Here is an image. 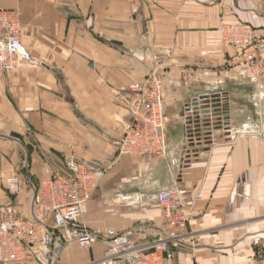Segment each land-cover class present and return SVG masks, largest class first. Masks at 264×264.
<instances>
[{
    "label": "crops",
    "instance_id": "crops-1",
    "mask_svg": "<svg viewBox=\"0 0 264 264\" xmlns=\"http://www.w3.org/2000/svg\"><path fill=\"white\" fill-rule=\"evenodd\" d=\"M0 7L20 13L22 43L41 61L0 71V204L6 177L23 167L15 204L24 217L52 224L31 178L51 175L43 153L59 168L74 155L110 168L84 217L91 228L142 224L157 234L159 192L178 187L198 243L193 254L176 249L166 264H264V81L234 63L220 33L235 22L264 28L263 0H0ZM159 49H171L160 74L168 157L118 156L129 118L121 95L151 71ZM216 96L220 125L201 109ZM150 234L139 232V242ZM104 254L99 243H73L61 263L95 264Z\"/></svg>",
    "mask_w": 264,
    "mask_h": 264
},
{
    "label": "built area",
    "instance_id": "built-area-1",
    "mask_svg": "<svg viewBox=\"0 0 264 264\" xmlns=\"http://www.w3.org/2000/svg\"><path fill=\"white\" fill-rule=\"evenodd\" d=\"M221 30L225 45L235 50L250 77L264 80V28L236 22ZM21 33L20 13L0 7V71L41 64L23 45ZM159 55H153L156 65L150 74L129 84L121 95L129 118L117 142L119 155L167 158V120L157 71L162 66ZM65 167L66 176L44 180L42 191L35 196L41 208L52 214V224L38 216L24 217L12 203L0 207V264H62L70 244L91 248L100 242L107 245V250L96 264H166L173 260L177 248L195 238L190 230L193 215L178 187L160 191L164 229L151 241L141 243L137 239L138 233L145 231L142 224L124 230L111 225L91 228L84 217L107 167L73 156L66 157ZM10 189L19 193L18 179L11 181Z\"/></svg>",
    "mask_w": 264,
    "mask_h": 264
},
{
    "label": "rangeland",
    "instance_id": "rangeland-1",
    "mask_svg": "<svg viewBox=\"0 0 264 264\" xmlns=\"http://www.w3.org/2000/svg\"><path fill=\"white\" fill-rule=\"evenodd\" d=\"M263 2H264V0H263ZM236 23V22H235ZM228 24V23H227ZM224 25H226V24H223L221 27H220V33H221V38H222V41H223V43H224V39H223V34H222V30H221V28L224 26ZM225 44V43H224ZM160 51H156L153 55H157V54H160L158 57H159V59L161 60V64L160 65H162L157 71H158V73H159V77H160V74H161V72L163 71V69H165V67H166V65H168V61H169V59H170V56L169 55H171V49H169L170 51L169 52H166L165 50L164 51H162V49H159ZM235 51V50H234ZM152 59H153V57H152ZM233 61H234V63H236V64H242L243 66H244V64L240 61V60H238L237 58H236V54H234V57H233V59H232ZM156 61V60H155ZM41 62V61H40ZM155 65H156V62H154V59H153V64H152V69H154L155 68ZM244 68H245V66H244ZM151 69V70H152ZM245 71H246V73H247V75H248V77H249V79H251V80H253V81H255V82H257V83H259V82H261V81H264V80H261V81H257V80H254L253 78H251L250 77V75H249V73H248V71H247V69L245 68ZM151 72V71H150ZM150 72L149 73H147L146 75H148V74H150ZM144 77V76H143ZM142 77V78H143ZM141 78V79H142ZM140 80V79H139ZM138 81V80H137ZM137 81H134V82H137ZM133 82V83H134ZM160 83H161V81H160ZM223 112V111H222ZM166 118V117H165ZM220 119V120H219ZM217 125H220V122H221V118H217ZM126 125V124H125ZM205 126V125H204ZM125 127V126H124ZM202 127V126H201ZM200 127V128H201ZM199 133H201V132H199ZM166 134H167V127H166ZM167 136V135H166ZM166 139H167V137H166ZM167 151H168V142H167ZM117 154H118V156H122V155H119V153H118V151H117ZM67 156H73V157H75L74 155H67ZM67 156H65V158L63 159V161H62V164H63V167L61 168H59V167H57L56 165H54V166H52L53 164H55L50 158H48V156H46V153H43V158L48 162V163H50L51 164V175H50V177L48 178V179H50L51 177H53V176H66L67 175V171H66V167H65V159H66V157ZM142 157V156H141ZM167 157H168V154H167ZM75 158H77V157H75ZM78 159V158H77ZM164 159H166V158H164ZM21 160H22V162L25 160V154L24 153H22L21 152ZM108 169H110V168H107L106 169V171L108 170ZM8 170H13V167L12 168H8L7 169V171ZM14 170H16L15 171V173L13 174V176H10V177H6V192H7V200L5 201V202H3L2 204H0V207L1 206H3V205H5V204H7V203H12V204H14V205H16L15 204V198L18 196V194L20 193V191H19V193H17V194H15V193H13L12 191H11V189H10V185H11V181H13V180H15V179H18V181H19V184H20V190H21V188L24 186V182L25 181H27V175H26V173H25V171H24V168L23 167H20L19 169H14ZM106 173V172H105ZM30 174V173H29ZM30 176H32L31 174H30ZM47 179V180H48ZM31 180L34 182V184H35V186H36V188H37V193H40L41 191H42V182L43 181H41V182H35L32 178H31ZM26 183V182H25ZM29 183V182H28ZM102 183V182H101ZM101 185V184H100ZM100 185L98 186V188H97V190L99 189V187H100ZM164 189H166V188H164ZM96 190V191H97ZM160 193V192H159ZM17 206V205H16ZM185 206H186V204H185ZM187 207V206H186ZM18 208V207H17ZM110 226V225H109ZM112 226V225H111ZM145 231H146V229H144ZM145 231H143V233H151L149 236H148V238H147V240L148 241H151L153 238H154V234L151 232V231H149V229L147 228V231L148 232H145ZM139 234V233H138ZM153 235V236H152ZM137 239H138V235H137ZM189 243L186 245V247H188V248H191V249H188V248H186L187 249V254H190V253H192L193 254V252H194V249L196 248V245H197V241L195 240V238L194 239H192V240H189L188 241ZM101 246H103V248H104V250H105V254H106V250H107V245L106 244H104L103 242H100L99 243ZM181 248V247H180ZM178 249V248H177ZM105 254H104V257H105ZM259 256V255H258ZM104 257H103V259H104ZM193 258V257H192ZM257 258H260V257H257ZM99 262V261H98ZM97 262V263H98ZM96 264V263H95ZM189 264H196V262H195V258H193V261H191Z\"/></svg>",
    "mask_w": 264,
    "mask_h": 264
},
{
    "label": "water",
    "instance_id": "water-1",
    "mask_svg": "<svg viewBox=\"0 0 264 264\" xmlns=\"http://www.w3.org/2000/svg\"><path fill=\"white\" fill-rule=\"evenodd\" d=\"M202 113L206 115L207 118L216 117L221 118L223 115L222 109H221V100L219 96H216L214 98L206 97L205 103L202 106ZM214 110V111H212ZM200 130V129H198ZM199 132V131H198Z\"/></svg>",
    "mask_w": 264,
    "mask_h": 264
}]
</instances>
